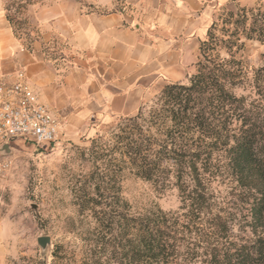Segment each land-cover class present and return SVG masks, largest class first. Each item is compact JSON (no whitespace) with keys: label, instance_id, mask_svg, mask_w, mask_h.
<instances>
[{"label":"trees","instance_id":"trees-1","mask_svg":"<svg viewBox=\"0 0 264 264\" xmlns=\"http://www.w3.org/2000/svg\"><path fill=\"white\" fill-rule=\"evenodd\" d=\"M16 1L12 28L10 7L22 14L34 3ZM237 16L251 23L236 29L230 57L209 56L188 84L167 85L148 113L125 119L111 149L119 170L176 187L180 208L135 213L111 190L112 213L83 238L82 264H264V65L251 76L239 55L242 37L264 43V5ZM98 192L94 207L108 198Z\"/></svg>","mask_w":264,"mask_h":264},{"label":"rangeland","instance_id":"rangeland-1","mask_svg":"<svg viewBox=\"0 0 264 264\" xmlns=\"http://www.w3.org/2000/svg\"><path fill=\"white\" fill-rule=\"evenodd\" d=\"M3 1L7 17L6 9L14 0ZM56 1L34 0L22 14H16V9L10 8L17 22V28H12L15 37L25 49L41 51L47 61L53 64L57 62L55 68L60 81L72 65L71 58L74 56L77 60L79 56L55 32L46 41L47 25L35 19L41 9L54 5ZM78 1L82 3L84 12L95 7L91 5L92 0ZM235 1L232 7L223 6L218 9L214 24H211L207 34L208 44L204 46L195 70L188 78L153 89L144 98L136 114H95L83 119L73 108L53 111L49 107L61 119V131L56 141L38 146L20 139L9 143L7 152L0 151V161L12 162L6 178L0 181V208L9 217L12 226L10 245L13 254L7 264H82L83 259L89 256L83 238L90 235L91 226L98 223L97 215L109 218V213H112L108 206L112 203L109 198L111 190L117 192L116 204L119 207H131L135 213H143L154 207H161L167 212L180 208L181 198L176 187L164 186L119 170L122 165L120 155L111 152V149L116 144V134L121 132L125 119L148 113L156 106L167 85L188 84L198 71V63L206 62L209 56L230 57L236 29L249 28L251 23V19L242 23V18L237 16L239 10L264 5V0H247L246 3ZM124 2L116 0L114 4L120 8ZM115 5L101 8V11H111ZM229 12L237 14L232 16ZM26 18L30 24L20 23ZM241 42L245 44L239 55L243 56L252 76L253 69L264 65V43L245 37H242ZM21 71L24 72L17 71L15 78ZM5 82L0 78V84ZM237 93L247 94L242 88L237 89ZM111 184L114 189H110ZM99 185L101 192L108 198L94 207L92 199L99 197ZM41 236L51 237V243L45 248L38 242Z\"/></svg>","mask_w":264,"mask_h":264},{"label":"crops","instance_id":"crops-1","mask_svg":"<svg viewBox=\"0 0 264 264\" xmlns=\"http://www.w3.org/2000/svg\"><path fill=\"white\" fill-rule=\"evenodd\" d=\"M83 11L78 0H57L35 19L47 25L46 41L55 32L77 52L59 81L55 64L41 51H29L15 37L0 0V78L15 79L23 70L42 102L53 111L73 108L87 119L134 115L151 91L188 78L218 9L235 0H92ZM246 3L247 0H237ZM104 12L101 8H110ZM0 208V264L13 251L12 226Z\"/></svg>","mask_w":264,"mask_h":264},{"label":"built area","instance_id":"built-area-1","mask_svg":"<svg viewBox=\"0 0 264 264\" xmlns=\"http://www.w3.org/2000/svg\"><path fill=\"white\" fill-rule=\"evenodd\" d=\"M60 131L61 119L41 101L26 73L0 84V145L24 139L45 146L56 141ZM11 163L0 161V181Z\"/></svg>","mask_w":264,"mask_h":264},{"label":"water","instance_id":"water-1","mask_svg":"<svg viewBox=\"0 0 264 264\" xmlns=\"http://www.w3.org/2000/svg\"><path fill=\"white\" fill-rule=\"evenodd\" d=\"M9 144H2L0 145V151H4V152H7L9 150ZM38 242L39 244L45 248L47 247L50 243H51V237L50 236H41L38 238Z\"/></svg>","mask_w":264,"mask_h":264}]
</instances>
